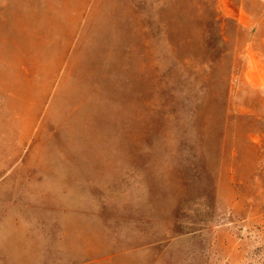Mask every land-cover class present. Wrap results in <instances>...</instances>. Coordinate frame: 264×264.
<instances>
[{
  "label": "rangeland",
  "instance_id": "obj_1",
  "mask_svg": "<svg viewBox=\"0 0 264 264\" xmlns=\"http://www.w3.org/2000/svg\"><path fill=\"white\" fill-rule=\"evenodd\" d=\"M0 264H264V0H0Z\"/></svg>",
  "mask_w": 264,
  "mask_h": 264
}]
</instances>
